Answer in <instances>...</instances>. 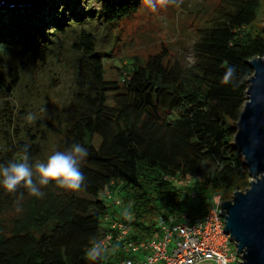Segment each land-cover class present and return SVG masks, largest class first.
<instances>
[{"label": "trees", "instance_id": "obj_1", "mask_svg": "<svg viewBox=\"0 0 264 264\" xmlns=\"http://www.w3.org/2000/svg\"><path fill=\"white\" fill-rule=\"evenodd\" d=\"M57 1L50 17L7 12L10 26L0 11V164L18 160L24 145L35 162L78 143L88 152L80 164L86 180L78 191L50 182L43 198L23 185L14 193L0 185V264H117L122 253L110 246L103 259L85 258L120 217L104 192L121 198L132 216L131 239L142 242L159 236L160 217L203 214L215 195L228 200L249 188L235 137L250 62L264 58V26L254 29L264 10L259 0H225L198 29L192 68L157 54L133 58L117 67L118 79H107L97 34L67 13L80 0ZM100 1L97 13L86 14L111 27L139 10L132 0ZM61 35L72 39L75 54L72 93L56 112L34 116L30 96L12 102L25 81L22 68L43 65L63 46ZM228 67L235 73L224 83ZM205 165L213 171L204 174Z\"/></svg>", "mask_w": 264, "mask_h": 264}, {"label": "rangeland", "instance_id": "obj_2", "mask_svg": "<svg viewBox=\"0 0 264 264\" xmlns=\"http://www.w3.org/2000/svg\"><path fill=\"white\" fill-rule=\"evenodd\" d=\"M132 1L138 4V13L131 19L119 22L112 27L103 24L96 17L90 19L86 14V10L89 9L97 13L101 5L100 0H80L67 8V13L78 14L83 19L82 23L88 25L87 27L97 34L98 43L105 58L107 79H118L120 69L117 67L123 69L127 61L133 58L143 61L157 54H165L172 62H177L186 70L192 68L195 64L194 44L198 38V29L216 17L218 11L226 5L225 0ZM50 2L51 0H46L44 2L46 4L43 6L41 3L43 7L40 8L21 10L2 6L0 11L4 15L5 23L10 26L11 19L5 17L7 12L35 11L45 17V14L49 16ZM65 3L64 0L57 1L54 6L62 7ZM259 7L264 10V0H259ZM262 26H264V13H261L256 21L254 29L258 30ZM60 39L63 41V46L58 47L55 54L49 57L43 65L39 63L29 65L30 70L27 69L28 67L22 68L25 81L12 102L18 103L21 97L24 99L30 96L34 104L31 112L34 116H46L50 111L56 112L67 103L71 96L74 85L72 62L75 54L71 50L72 39L66 35H61ZM2 51L0 50V55L3 59ZM32 82L36 87H32ZM28 84L30 86L26 90ZM41 110L44 112L40 113ZM212 171L211 166L205 165L204 174ZM233 196L228 200L223 199L222 202L231 200ZM115 198V201L109 200L111 205L119 200L123 202L120 197ZM115 209L117 210V206L112 207V211Z\"/></svg>", "mask_w": 264, "mask_h": 264}, {"label": "built area", "instance_id": "obj_3", "mask_svg": "<svg viewBox=\"0 0 264 264\" xmlns=\"http://www.w3.org/2000/svg\"><path fill=\"white\" fill-rule=\"evenodd\" d=\"M109 200L111 191L101 194ZM223 197L215 195L210 207L203 214H182L179 217H160V234L149 241L135 242L131 213L122 208L120 217L113 221L109 232L98 243L114 252L122 253L117 264H243L231 234L225 229L222 214ZM130 214V218L125 213ZM225 229V231H224Z\"/></svg>", "mask_w": 264, "mask_h": 264}, {"label": "water", "instance_id": "obj_4", "mask_svg": "<svg viewBox=\"0 0 264 264\" xmlns=\"http://www.w3.org/2000/svg\"><path fill=\"white\" fill-rule=\"evenodd\" d=\"M45 1L0 0V6L21 10ZM250 65L254 73L249 79L247 102L235 137V145L251 177L250 186L225 201L222 214L225 229L243 256V264H264V58H255Z\"/></svg>", "mask_w": 264, "mask_h": 264}, {"label": "clouds", "instance_id": "obj_5", "mask_svg": "<svg viewBox=\"0 0 264 264\" xmlns=\"http://www.w3.org/2000/svg\"><path fill=\"white\" fill-rule=\"evenodd\" d=\"M234 73L235 68L228 67L223 82L228 83ZM26 119L31 122L34 117L29 114ZM87 156L86 148L74 143L66 151L54 152L46 161L33 162L29 155V145H24L20 149L18 160L0 164V185L11 193L16 192L17 188L23 185L30 195L39 198L45 195L41 190L42 187L50 182H55L59 187L69 191H78L86 180L80 164ZM125 215L130 218L129 213L126 212ZM104 251L101 244L94 243L86 251L85 258L90 261L103 259Z\"/></svg>", "mask_w": 264, "mask_h": 264}, {"label": "bare ground", "instance_id": "obj_6", "mask_svg": "<svg viewBox=\"0 0 264 264\" xmlns=\"http://www.w3.org/2000/svg\"><path fill=\"white\" fill-rule=\"evenodd\" d=\"M42 4H43V6H44V4H46V3H42ZM43 6H41V4H40V6L32 7V8H40V7H43Z\"/></svg>", "mask_w": 264, "mask_h": 264}]
</instances>
